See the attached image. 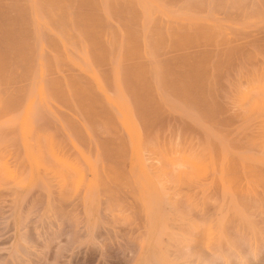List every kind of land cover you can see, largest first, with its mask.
Listing matches in <instances>:
<instances>
[{"label":"rangeland","instance_id":"obj_1","mask_svg":"<svg viewBox=\"0 0 264 264\" xmlns=\"http://www.w3.org/2000/svg\"><path fill=\"white\" fill-rule=\"evenodd\" d=\"M0 264H264V0H0Z\"/></svg>","mask_w":264,"mask_h":264},{"label":"bare ground","instance_id":"obj_2","mask_svg":"<svg viewBox=\"0 0 264 264\" xmlns=\"http://www.w3.org/2000/svg\"><path fill=\"white\" fill-rule=\"evenodd\" d=\"M91 76V75H90ZM93 77V76H92ZM91 77V78H92ZM97 81V80H96ZM94 84V83H93ZM95 85V84H94ZM96 87V86H95ZM97 87H98V85H97ZM102 88V87H101ZM97 90V89H96ZM100 93V92H99ZM108 93V92H107ZM100 95V97H102L101 95L102 94H99ZM111 95V94H110ZM110 95H108V96H110ZM108 96H107V100H106V102H108V101H111L109 98H108ZM112 96V95H111ZM103 98V97H102ZM105 99L103 98V101H104ZM112 100H114V98L112 99ZM102 101V102H103ZM109 104H110V102H109ZM112 104H113V106H114V108L116 109V112L118 113V116H119V118H121V119H124L126 116H127V114H128V106H126V104H123V103H121V101H120V103H116V99H115V101L114 102H112ZM111 105V104H110ZM108 109V108H107ZM112 109V108H111ZM133 112V111H132ZM113 116V115H112ZM133 116V115H132ZM130 118V117H129ZM127 122V121H126ZM120 126V125H119ZM139 133V132H138ZM139 135V134H138ZM30 138V137H29ZM32 149V148H31ZM31 151H33V150H31ZM32 153V152H31ZM35 155V154H34ZM134 155V154H133ZM184 159H186V158H184ZM183 159V160H184ZM143 160V159H142ZM188 161V160H187ZM145 162V161H144ZM98 164V163H97ZM145 164V163H144ZM96 168V167H95ZM35 169V168H34ZM148 174V173H147ZM148 175H150V174H148ZM151 179V178H150ZM154 186V185H153ZM156 187V186H155ZM150 188V187H149ZM159 189V188H158ZM144 191V190H143ZM159 192H160V190H159ZM161 194V193H160ZM155 195V194H154ZM152 197H154V196H152ZM155 198V197H154ZM160 198H161V196H160ZM153 200V199H152ZM154 201V200H153ZM156 201V200H155ZM152 213H154V212H152Z\"/></svg>","mask_w":264,"mask_h":264}]
</instances>
